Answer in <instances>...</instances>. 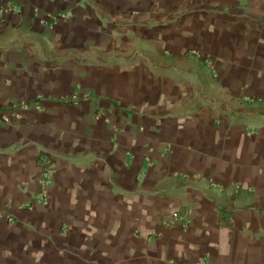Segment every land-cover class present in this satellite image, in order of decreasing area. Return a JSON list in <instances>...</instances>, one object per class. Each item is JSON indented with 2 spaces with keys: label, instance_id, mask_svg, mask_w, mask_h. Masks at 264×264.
Here are the masks:
<instances>
[{
  "label": "crops",
  "instance_id": "1",
  "mask_svg": "<svg viewBox=\"0 0 264 264\" xmlns=\"http://www.w3.org/2000/svg\"><path fill=\"white\" fill-rule=\"evenodd\" d=\"M0 14V264H264V0Z\"/></svg>",
  "mask_w": 264,
  "mask_h": 264
},
{
  "label": "built area",
  "instance_id": "2",
  "mask_svg": "<svg viewBox=\"0 0 264 264\" xmlns=\"http://www.w3.org/2000/svg\"><path fill=\"white\" fill-rule=\"evenodd\" d=\"M49 16L51 17V15H49ZM58 17H59V15H58ZM65 101L66 102H69V103H78L79 102V96H77V95L74 94L72 96H69ZM23 107L27 108V106L25 104H23ZM2 118L5 121H8V119H9L7 115H3ZM179 218H180L179 217V214L178 213H174V219L175 220H178Z\"/></svg>",
  "mask_w": 264,
  "mask_h": 264
}]
</instances>
